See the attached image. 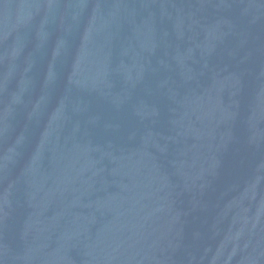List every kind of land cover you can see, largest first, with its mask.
Here are the masks:
<instances>
[{
	"label": "water",
	"instance_id": "water-1",
	"mask_svg": "<svg viewBox=\"0 0 264 264\" xmlns=\"http://www.w3.org/2000/svg\"><path fill=\"white\" fill-rule=\"evenodd\" d=\"M231 0H0V264H134Z\"/></svg>",
	"mask_w": 264,
	"mask_h": 264
}]
</instances>
